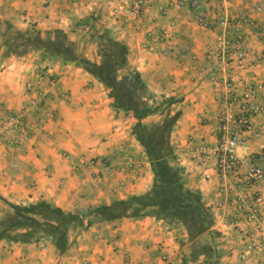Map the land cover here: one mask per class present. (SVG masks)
<instances>
[{"label": "crops", "instance_id": "obj_1", "mask_svg": "<svg viewBox=\"0 0 264 264\" xmlns=\"http://www.w3.org/2000/svg\"><path fill=\"white\" fill-rule=\"evenodd\" d=\"M131 1L0 0V128L5 114L24 112L19 128L0 133V264L264 260V249L248 250L245 239L260 235L258 224L239 214L235 193H220L214 159L204 161L205 150L216 146L227 94L242 95L264 81V65L258 63L264 55V0H233L229 7L238 17L262 6L253 16L257 27L239 32L246 54L241 65L234 47L229 58L221 56L217 30L198 23L200 15L215 18L219 0H200L197 11L166 15L159 12L160 2L148 0L139 16ZM169 1L175 0L164 4ZM19 36L50 42L60 36L72 55L34 49ZM231 37L235 41L237 35ZM79 61L105 64L117 80L136 77L143 85L139 109L151 112L137 117L125 104L117 106L112 90ZM252 124L262 134L237 149V180L252 165L264 168L258 156L264 113ZM138 126L151 143H159L161 156L179 171L182 191L198 208L185 206L183 213L165 217L109 213L112 205L147 194L155 183ZM254 207L264 232V201ZM61 236L64 252L56 247Z\"/></svg>", "mask_w": 264, "mask_h": 264}, {"label": "built area", "instance_id": "obj_2", "mask_svg": "<svg viewBox=\"0 0 264 264\" xmlns=\"http://www.w3.org/2000/svg\"><path fill=\"white\" fill-rule=\"evenodd\" d=\"M148 0H132L131 11L139 16L142 14ZM162 5L159 8L161 15H166L170 10L179 11L188 8L191 11L200 9V0H175L164 4V0H157ZM221 8L212 20L204 15H200L198 23L200 26L208 29L220 31L221 42L224 44V51L221 56L229 58L232 54L230 49L234 47L235 61L237 65L245 59L243 50L245 38L239 34L241 28L257 27L255 14L262 11V6L254 8L251 12H245L238 17H234L229 12V7L233 0H219ZM236 34L235 41L231 35ZM264 33V29H262ZM258 63L264 65V55L258 60ZM54 84V81H50ZM231 89L230 84H226ZM41 101L34 103L40 105ZM264 113V81L251 85L242 95H236L230 91L223 101L219 112L216 128V146L205 150V160L213 158L215 161V170L219 177V191L222 194L235 193L240 202L239 214L243 217L252 219L258 224V228L263 222V218L257 213L254 206L260 205L264 201V168L258 165H252L247 168L240 180H237L240 171V162L236 157V151L250 140H254L262 134L259 129H255L252 119ZM24 112L16 115L5 114L0 133L13 131L19 128L23 123ZM259 159L264 161V148L258 154ZM247 199H249L247 201ZM216 208L220 210L222 204L218 203ZM259 236L247 234L248 250L261 251L264 249V232ZM264 264V260L262 262Z\"/></svg>", "mask_w": 264, "mask_h": 264}, {"label": "trees", "instance_id": "obj_3", "mask_svg": "<svg viewBox=\"0 0 264 264\" xmlns=\"http://www.w3.org/2000/svg\"><path fill=\"white\" fill-rule=\"evenodd\" d=\"M25 43H29L33 48H44L47 49L52 54L68 58L72 55V51L68 46H66L62 40V37L57 36L53 42L49 40H41L37 37L32 39L21 38ZM8 48L13 50L14 43L7 41ZM119 50V49H118ZM16 53V51H14ZM118 57L122 55V51L119 50ZM79 64L84 67L88 72L95 75L101 82H103L108 88L112 90L111 96L114 98V103L116 105L125 104L128 111H131L135 116L140 117L143 114L150 113L151 110L145 108L139 109V103H141L143 85L140 80L136 77L123 78L117 80L114 73V69L107 67L105 64L92 65L85 61H79ZM110 64V62H109ZM155 111V110H154ZM172 124L171 120H166L165 127ZM138 133L140 140L143 141L144 146L150 155L153 163L155 183L151 190L141 196L132 197L124 203H116L112 205L109 213L111 215L123 214L130 217H140V216H170L178 215L185 211V206H192L198 208L197 205L182 191V187L179 182L178 170H172L168 167L165 156H161L159 143H151L149 133L138 126ZM148 140V141H147ZM158 153V154H156ZM175 197L182 202V204H174L168 197ZM198 210V209H197ZM97 211L90 213L96 214ZM204 221L208 222L207 216L202 214ZM56 247L60 252H64L66 249V241L64 237H58L56 239Z\"/></svg>", "mask_w": 264, "mask_h": 264}, {"label": "rangeland", "instance_id": "obj_4", "mask_svg": "<svg viewBox=\"0 0 264 264\" xmlns=\"http://www.w3.org/2000/svg\"><path fill=\"white\" fill-rule=\"evenodd\" d=\"M263 223V222H262ZM262 223H261V225H262ZM261 225L259 226V228H258V230L260 231V229H261ZM258 226V225H257ZM245 237H246V235H245Z\"/></svg>", "mask_w": 264, "mask_h": 264}, {"label": "bare ground", "instance_id": "obj_5", "mask_svg": "<svg viewBox=\"0 0 264 264\" xmlns=\"http://www.w3.org/2000/svg\"><path fill=\"white\" fill-rule=\"evenodd\" d=\"M217 31L219 32V36H220V31L217 29ZM220 39H221V37H220ZM221 41V40H220Z\"/></svg>", "mask_w": 264, "mask_h": 264}]
</instances>
